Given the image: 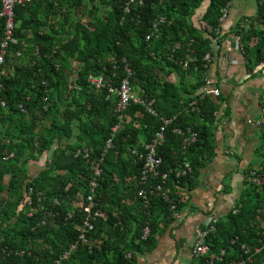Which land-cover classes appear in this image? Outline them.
Segmentation results:
<instances>
[{
  "label": "trees",
  "instance_id": "trees-1",
  "mask_svg": "<svg viewBox=\"0 0 264 264\" xmlns=\"http://www.w3.org/2000/svg\"><path fill=\"white\" fill-rule=\"evenodd\" d=\"M128 1L31 0L13 8L15 42L0 64V264H139L186 207L179 190H191L216 156L217 101L224 98L203 90L210 66L204 57L212 38L220 46V19L230 0H209L199 20L207 0H136L125 12ZM240 23L232 33L253 73L264 66V0H257L248 24ZM3 38L0 17V43ZM127 69L144 104H130L105 151L120 123L119 97L109 87H120ZM90 75L102 76L104 87L90 85ZM260 105V165L250 171L235 211L207 238L212 253L227 251L219 264L262 240L264 99ZM162 128L159 175L143 183L140 156ZM191 133L196 141L184 148ZM186 164L191 172L178 177ZM97 165L102 173L92 193ZM31 166L39 167L31 172ZM160 174L167 178L157 191ZM91 194L100 217L90 220L93 230L83 242L78 227ZM257 264H264V252Z\"/></svg>",
  "mask_w": 264,
  "mask_h": 264
},
{
  "label": "crops",
  "instance_id": "crops-1",
  "mask_svg": "<svg viewBox=\"0 0 264 264\" xmlns=\"http://www.w3.org/2000/svg\"><path fill=\"white\" fill-rule=\"evenodd\" d=\"M208 5L209 0L195 20L202 18ZM256 13L257 0H232L221 26L220 46L214 48L210 41L214 59L207 79L213 81L224 98L217 101L216 156L200 171L191 190H179L178 195L186 204L180 211L182 219L157 237L156 249L142 256L139 264H195V229L213 215L224 220L238 204L250 171L260 165L256 150L261 143L264 66L247 72L238 39L232 33L237 24H248Z\"/></svg>",
  "mask_w": 264,
  "mask_h": 264
},
{
  "label": "built area",
  "instance_id": "built-area-1",
  "mask_svg": "<svg viewBox=\"0 0 264 264\" xmlns=\"http://www.w3.org/2000/svg\"><path fill=\"white\" fill-rule=\"evenodd\" d=\"M31 0H1V8H0V17L4 19V38L0 43V64L4 62V56L6 54V50L10 43H14L15 40L12 38V31L14 28L13 23V8L16 4H23L28 3ZM136 0H129L124 7L125 12H129L131 10V5L135 3ZM140 4H143V1H139ZM232 0H230L227 6L223 10V16L220 19V22L223 23L229 13V8L231 6ZM220 31H218L219 34ZM221 33V32H220ZM219 37H214L211 39V46L214 48L219 45L218 43ZM212 52L207 53L204 57V60L210 63L213 60ZM128 76L124 78L121 82L120 87H109L110 94H116L119 97V101L116 106V112L119 115L120 123L116 125L112 129L111 138L106 142L105 151L112 147V140L121 130L123 121H124V113L128 110L131 103L134 104H144V100H142L139 96H137L132 89L130 83V76L131 70L127 69ZM88 82L92 85L96 90H100L106 84L105 79L102 76L93 77L88 76ZM204 92L206 95H211L213 97H219L221 94L220 89L214 87L213 81L210 79L205 80V88ZM1 105L4 106V103L1 102ZM196 105V103L192 104V106ZM148 111L153 114L157 115L156 112L151 108V106H147ZM165 124H168L170 121L165 120ZM163 128L159 131L154 139L145 145V153H143L140 157L143 162V169H142V182L145 183L150 176H158L159 169L162 165V158L157 154V148L163 142ZM181 134V131H178ZM197 135L196 133H191L190 137L184 140V148L196 141ZM264 151V149H263ZM191 172V167L189 164H186L182 171L178 172L177 176H184L185 174ZM102 169L99 165L95 168L94 178L89 183V187H91V192L93 193L96 186L98 178L101 176ZM162 180L161 184H159L156 188L157 191H162V186L165 183V179L167 178L166 174H160ZM254 184H259L258 179L256 178V171L251 172L250 178ZM153 193V191H152ZM140 196L146 197L147 192L145 190H141L139 193ZM167 198V196H165ZM57 204V203H56ZM264 205V204H263ZM96 204L94 202V195L91 194L86 198V206L83 208V213L87 215L86 220L83 221L82 225L78 227L80 236L79 240L86 242V233L93 230V226L91 225L90 220L93 218L100 217L99 213H94V209ZM261 212L264 213V206L261 208ZM235 211V210H233ZM72 216L68 215L70 219ZM259 215H257V218ZM173 218L176 221H180L182 219L181 214L175 213ZM260 218V217H259ZM220 218L216 215L211 216L208 222L205 225L198 226L195 229V241L193 247V255L196 260L201 261L202 264H219L224 262V257H226L227 251L221 250L220 253H212L209 245L207 244V238L216 232V227L219 223ZM150 235V230L147 228L145 230L144 239H146ZM235 241L232 242L234 244ZM260 246H255L253 248H247L245 245L240 247V251L243 253L241 257L237 260H232L227 264H257V255H261L264 252V232L262 233V240L259 242ZM75 249V246H71L69 251L62 255V259H66L70 252ZM54 264H59V260H56Z\"/></svg>",
  "mask_w": 264,
  "mask_h": 264
},
{
  "label": "rangeland",
  "instance_id": "rangeland-1",
  "mask_svg": "<svg viewBox=\"0 0 264 264\" xmlns=\"http://www.w3.org/2000/svg\"><path fill=\"white\" fill-rule=\"evenodd\" d=\"M260 145H261V143H260ZM260 145H259V146H260ZM255 158H256V157H255ZM38 167H39V166H31V167H30V171H31V172L37 171Z\"/></svg>",
  "mask_w": 264,
  "mask_h": 264
}]
</instances>
